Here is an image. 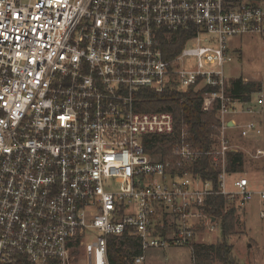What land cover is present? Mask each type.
Wrapping results in <instances>:
<instances>
[{
    "label": "built area",
    "instance_id": "built-area-1",
    "mask_svg": "<svg viewBox=\"0 0 264 264\" xmlns=\"http://www.w3.org/2000/svg\"><path fill=\"white\" fill-rule=\"evenodd\" d=\"M243 37L264 39V0H0V264H66L77 243L90 264H109L108 237L127 232L144 252L193 255L197 230H217L203 212L209 197L245 206L256 195L264 205V181L253 191L228 172L237 151L228 117L264 104L261 93L244 103L229 92L231 40ZM191 89L204 91L203 110L217 109L222 124L209 153L217 191L172 173L201 157L190 143L174 149L177 163L144 146L173 136L175 119L142 104ZM233 122L244 138L262 135L255 121Z\"/></svg>",
    "mask_w": 264,
    "mask_h": 264
},
{
    "label": "trees",
    "instance_id": "trees-1",
    "mask_svg": "<svg viewBox=\"0 0 264 264\" xmlns=\"http://www.w3.org/2000/svg\"><path fill=\"white\" fill-rule=\"evenodd\" d=\"M185 44L186 39L182 38L179 42H175L171 46L168 45L167 49L170 52L165 57L173 58L183 50ZM262 90L263 85L260 82H245L242 77L230 80V95L244 103H250L252 96ZM203 95L204 91L194 92L192 89L187 93L171 91L158 96L151 94L149 98L156 99V102H145L140 110L172 112L175 119V133L171 137H147L144 140V146L148 154L160 156L163 160H174V163H177L179 158L173 156L174 149L184 141L190 143L200 151L201 157L190 165H183L179 169L175 168L172 173L175 174L178 171L200 176L204 182L210 181L217 191L221 171L215 168L209 153L216 144L215 137L220 134L222 124L217 117V109L214 111L203 110ZM227 157L229 173H244L245 156L242 152L231 151ZM228 205L227 199L221 195H215L206 200L203 212L212 221L218 223L221 239L212 245L194 242L195 264H239L233 255V247L229 244V239L237 232V209L234 205L226 208ZM76 245L79 247V243ZM144 256L145 252L139 239L131 235L130 232L125 233L122 237H108L109 264H134L137 258ZM21 264L29 263L24 260Z\"/></svg>",
    "mask_w": 264,
    "mask_h": 264
},
{
    "label": "rangeland",
    "instance_id": "rangeland-1",
    "mask_svg": "<svg viewBox=\"0 0 264 264\" xmlns=\"http://www.w3.org/2000/svg\"><path fill=\"white\" fill-rule=\"evenodd\" d=\"M192 45L188 43L186 48H191ZM231 50L234 60L225 67L226 74L231 79L243 77L249 81L260 82L263 85V91L260 93L264 98V39L236 38L231 40ZM186 65L193 68L195 62L186 59ZM240 120L244 123L258 122L262 129L260 136L244 138L239 128L228 135L230 143L245 156L242 175L249 179L253 191L260 190L264 181V158L254 159L253 156L257 149L264 148V104L262 109H258L251 115H243ZM155 156L157 159L161 158ZM234 177L236 175L227 180L230 190H234L232 186ZM227 201L229 205L226 208L234 205L237 209V232L229 239V244L233 247V255L239 264H264V217L261 216L264 205L260 202V198L255 195L253 200L245 206H241L237 200ZM199 229L196 238L199 244L212 245L221 239L220 228L213 232L205 227ZM85 248L86 245L74 248L66 264H90ZM142 264H193L192 253L188 248L179 247L149 249L145 252Z\"/></svg>",
    "mask_w": 264,
    "mask_h": 264
},
{
    "label": "crops",
    "instance_id": "crops-1",
    "mask_svg": "<svg viewBox=\"0 0 264 264\" xmlns=\"http://www.w3.org/2000/svg\"><path fill=\"white\" fill-rule=\"evenodd\" d=\"M239 55H241V54H239ZM240 78V77H239ZM243 78V77H242ZM238 79V78H237ZM244 79H247V78H243V80ZM263 91V90H262ZM243 116V115H242ZM242 116H237V117H235L234 115H232V116H229L228 117V120H229V124H230V126L232 127V129H230L229 130V132H228V135L230 134V133H232L233 131H235V129L236 128H233V126H234V122L232 123V121H235V122H237V123H242L243 121L242 120H240L241 119V117ZM244 123V122H243ZM258 123V122H257ZM260 125V124H259ZM261 127V126H260ZM231 131V132H230ZM264 212V211H263ZM214 224H215V226L217 227V228H219V226H218V224L217 223H215L214 222ZM194 258H193V255H192V260H193ZM144 263V262H143ZM193 264H194V260H193Z\"/></svg>",
    "mask_w": 264,
    "mask_h": 264
}]
</instances>
